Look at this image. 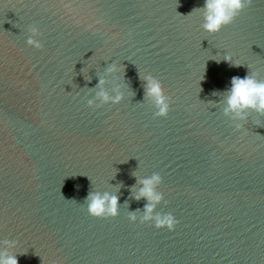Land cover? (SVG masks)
Returning a JSON list of instances; mask_svg holds the SVG:
<instances>
[{"label":"water","instance_id":"water-1","mask_svg":"<svg viewBox=\"0 0 264 264\" xmlns=\"http://www.w3.org/2000/svg\"><path fill=\"white\" fill-rule=\"evenodd\" d=\"M204 3L0 0V256L264 264V114L225 111L233 77L264 81V0L217 33ZM157 173L153 216L172 214L171 231L141 223ZM90 193L118 197L117 216H91Z\"/></svg>","mask_w":264,"mask_h":264},{"label":"clouds","instance_id":"clouds-1","mask_svg":"<svg viewBox=\"0 0 264 264\" xmlns=\"http://www.w3.org/2000/svg\"><path fill=\"white\" fill-rule=\"evenodd\" d=\"M252 0H205L203 6L204 20L203 28L208 33H217L223 27L231 24L235 18L242 12L245 7L250 6ZM71 12L72 9L69 8ZM30 31L33 34L37 33L36 27H31ZM27 43L37 49L42 48V45L33 39H29ZM226 60L231 62V57L226 56ZM110 71L114 68L109 69ZM147 79L146 93L151 98L157 108L156 117H166L169 112L170 104L169 98L165 95L161 82L149 75ZM103 84V81H100ZM100 96L107 101L106 93H100ZM121 99L120 96L115 98L116 102ZM91 103V101L89 102ZM253 109L261 114H264V81L258 80L254 74H249L244 78L233 77L231 81V88L227 96L226 113L231 111L240 115L243 111ZM161 176L157 173L151 179L143 180L144 187L141 189L140 196L146 198L149 203L144 206V216L141 223L153 221L156 228H167L173 230L177 224L175 217L168 214H157L153 216L155 205L162 199L160 194L154 191L155 185L161 183ZM87 211L97 218L115 217L118 214V197L109 196L105 193L101 196L99 193H90L87 197ZM131 221L135 222L136 217L132 215ZM0 264H18L16 255L4 253L0 256Z\"/></svg>","mask_w":264,"mask_h":264}]
</instances>
